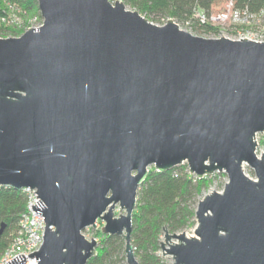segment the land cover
<instances>
[{
    "label": "water",
    "instance_id": "water-1",
    "mask_svg": "<svg viewBox=\"0 0 264 264\" xmlns=\"http://www.w3.org/2000/svg\"><path fill=\"white\" fill-rule=\"evenodd\" d=\"M38 6L39 27L0 37V185L36 189L43 201L32 207L46 221L29 257L87 264L98 241L83 230L100 219L104 235L123 238L127 263L140 264L138 189L150 166L187 163L198 179L224 172L228 182L198 202L194 236L165 228L163 255L264 264V42L202 37L172 18L158 25L122 0Z\"/></svg>",
    "mask_w": 264,
    "mask_h": 264
},
{
    "label": "trees",
    "instance_id": "trees-1",
    "mask_svg": "<svg viewBox=\"0 0 264 264\" xmlns=\"http://www.w3.org/2000/svg\"><path fill=\"white\" fill-rule=\"evenodd\" d=\"M114 2L115 0H111ZM128 8L139 11L155 24L163 25L172 18L183 23L197 35H217L219 28L201 24L198 12L207 16L222 10L231 0H122ZM235 7L249 8L253 12L264 10V0H233ZM42 18L38 0H0V37L20 36L19 25L8 26L12 18L25 16ZM21 21V22H22ZM24 22V21H23ZM22 22V23H23ZM24 27V26H23ZM26 27V26H25ZM208 176L198 179L191 174L187 164H181L169 171L158 172L155 168L139 187L137 206L133 212L131 233L135 255L140 264H164L161 256V239L165 228L171 232H183L196 224V198L209 188ZM26 195L21 189L10 186L0 191V257L9 246L19 226V220L26 208ZM102 236L97 255L87 264H115L120 255L125 257V242L120 236Z\"/></svg>",
    "mask_w": 264,
    "mask_h": 264
},
{
    "label": "built area",
    "instance_id": "built-area-1",
    "mask_svg": "<svg viewBox=\"0 0 264 264\" xmlns=\"http://www.w3.org/2000/svg\"><path fill=\"white\" fill-rule=\"evenodd\" d=\"M196 17L201 24L218 27L219 32L214 35L216 37L225 36L233 40L247 38L264 42V10L253 12L249 8L235 7L233 0H231L224 9L213 13L211 16L198 12ZM11 21L19 26L22 25L19 17L12 18ZM2 187L7 186L0 185V191ZM22 191L27 199L26 208L20 217L19 226L13 239L0 257V264H5L21 254L27 257L25 264H38L39 262L36 261V256L29 257V254L40 250L44 241L46 221L44 215L37 213L32 205L36 206L37 201H43V199L37 197L36 189L23 188Z\"/></svg>",
    "mask_w": 264,
    "mask_h": 264
},
{
    "label": "rangeland",
    "instance_id": "rangeland-1",
    "mask_svg": "<svg viewBox=\"0 0 264 264\" xmlns=\"http://www.w3.org/2000/svg\"><path fill=\"white\" fill-rule=\"evenodd\" d=\"M21 18L23 19L24 22L20 19L23 23H22L21 26L18 27V29L19 28H21V29L24 28L22 34L27 29H29L31 27H39L43 23V18H39L38 16H29L28 15V16L21 17ZM8 24H10L9 26H15V25H17L13 21H11L10 23H7L6 22V25L7 26H8ZM158 25H160V24H158ZM178 25L182 29H185V30L193 33L192 31H190V29H189V27L187 25H185L183 23H180ZM193 34H195V33H193ZM195 35H197V34H195ZM199 36L206 37V38H217L214 35H199ZM256 141L258 143V146H257V154L259 156L260 155H263V152H264V132L263 133L261 132V133H258L257 134ZM153 168H154L153 165L149 167V169H153ZM243 169H244V172L249 177H251L253 179H256V176L254 174V171L248 165L245 164L244 167H243ZM207 179H208V182H209V188L207 190L203 191V193L196 198V200H195V202L193 204V207H195V209L197 208L198 202L201 199H203V197L205 195H207V194H209V193H211L213 191H219V192H221L223 190L225 184L228 182V177H227L226 173H224V172H216V173L208 176ZM119 210H120V208H119V205L117 204L116 207H115V209H114V213H115L116 216H118L120 214V211ZM122 212L124 213V211H122ZM196 224L194 226H192L191 228L185 229V232H186V234L188 236H194L195 235L194 234V231H195ZM103 226H104V221L99 219L97 221L96 227L89 226V227H87V228H85L83 230V234L86 237V239L91 240L92 238H95L98 241V244H97L96 249L100 246V243H101L102 236L100 235V233H102L101 230H102V227ZM161 241L162 242L165 241V237L164 236H162ZM123 252H125V245L123 246ZM161 256L163 258L164 264H173V259L170 256H164L163 255V250L161 251ZM115 264H128L127 263V259H126V255H125V257H122V255H120L119 258L116 260Z\"/></svg>",
    "mask_w": 264,
    "mask_h": 264
}]
</instances>
